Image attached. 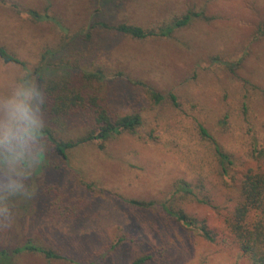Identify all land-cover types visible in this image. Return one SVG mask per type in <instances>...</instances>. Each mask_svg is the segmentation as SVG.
<instances>
[{"label":"rangeland","instance_id":"obj_1","mask_svg":"<svg viewBox=\"0 0 264 264\" xmlns=\"http://www.w3.org/2000/svg\"><path fill=\"white\" fill-rule=\"evenodd\" d=\"M205 2L213 20L193 22L169 38L134 41L99 26L124 22L155 28L173 13ZM29 11L48 18L35 20ZM263 24L264 0H0V47L30 71L40 65L46 78L69 80L75 68L102 69L105 82H93V92L99 88L98 97H106L102 104L143 119L136 135L113 138L104 149L85 144L65 161L48 149L40 165L49 157L59 168L43 175L51 191L45 194L47 206L35 182L40 165L26 170L0 157V180L16 179L20 172L29 176L28 195L0 191V207L10 210L0 216V245L28 237L68 259L22 254L8 264H131L146 254L151 255L147 264H250L224 240L218 209L192 198L182 205L216 234L209 242L200 224L187 229L159 207L139 211L113 199L157 205L172 201L173 184L186 181L198 198L208 195L221 208L227 196L222 182L231 181L217 176L214 146L232 155L238 177L264 164ZM24 74L21 66L0 59V101ZM146 88L166 99L154 104ZM79 122L57 125L65 133ZM200 183L202 191L194 187ZM175 200L180 206V198ZM123 236L131 242L108 253Z\"/></svg>","mask_w":264,"mask_h":264},{"label":"trees","instance_id":"obj_2","mask_svg":"<svg viewBox=\"0 0 264 264\" xmlns=\"http://www.w3.org/2000/svg\"><path fill=\"white\" fill-rule=\"evenodd\" d=\"M207 5L205 2L199 6H188L183 10L173 13L167 21L155 28H143L124 22L113 25L99 23V26L134 41H142L147 38H169L187 29L193 22L212 21L213 17L208 16L206 12ZM29 14L33 19L38 21L48 18V16H40L34 11H29ZM262 26L264 27V24ZM47 52L49 53V51ZM51 55L49 54V56ZM41 58L43 61L45 60L46 52ZM0 59L4 63H12L22 67L25 74L20 79V83L26 79L35 80L45 93L44 117L46 119L43 135L48 144V149L59 160H67L69 153L85 144L95 143L100 149H104L105 144L113 138L136 135L143 125V119L139 113L120 115L112 112L108 104H102L106 97H98V93L101 90L98 88L97 90L95 89L96 93L93 92V82L102 83L106 80L103 70L100 68L92 72L75 68L73 76L69 80H65L44 77L40 65L32 71L28 70L23 61L2 47H0ZM40 64L42 63L40 62ZM66 71L69 73L70 69ZM145 94L148 100L157 105L166 99L165 96L150 88L145 89ZM168 97L171 101L175 100L173 94H169ZM60 120H79L80 122L72 125L73 128L78 127L75 133L73 128L66 130L72 129L69 132L62 133L59 131V126L57 125ZM201 133L207 137L204 128H201ZM214 151L218 165L217 176H220L221 179L229 178L231 181V184H228L226 181L222 182L223 188L227 192L224 207L218 208L213 205L208 195L198 198L193 186L186 181L175 182L173 184V188L175 189L172 201L156 205V202L153 200L146 201L117 196V198L113 199V202L121 201L139 211H150L159 207V210L172 216L177 222H181L187 229L200 224L202 236L207 241L214 242L216 234L208 231L202 222L188 215L182 208V205L185 204L184 200L192 198L201 204L218 209V215L222 220L224 240H230L250 264H264V164L257 165L256 169H246L238 177V173L232 169L235 165L232 155L221 150L218 145L214 146ZM58 168L59 164L56 160L46 157L36 171L35 182L41 192L40 194L45 206H47V202H44V200H48L45 194L51 191L43 175L45 174V170H58ZM194 187L198 188L199 191H202L204 188L202 183ZM87 189H91V187L88 186ZM176 196L182 201L180 206L174 202L176 201ZM47 197L50 198L51 196L47 195ZM130 242L131 240L123 236L118 239L116 244L109 246L107 252L111 254L120 245ZM22 254H37L50 261L68 260L62 253L38 246L30 238L26 237L20 244L0 245V264H8L12 258ZM150 259L151 255L146 254L137 258L131 264H147Z\"/></svg>","mask_w":264,"mask_h":264},{"label":"clouds","instance_id":"obj_3","mask_svg":"<svg viewBox=\"0 0 264 264\" xmlns=\"http://www.w3.org/2000/svg\"><path fill=\"white\" fill-rule=\"evenodd\" d=\"M46 95L35 80L26 79L20 83L9 97L0 101V157L34 170L48 151L44 138V106ZM9 175L0 180V191L15 194L18 191L28 195L29 179L25 172ZM10 210L0 207V216H9Z\"/></svg>","mask_w":264,"mask_h":264}]
</instances>
